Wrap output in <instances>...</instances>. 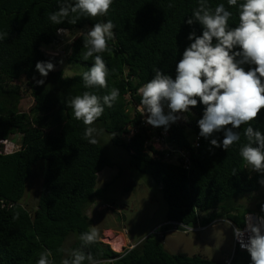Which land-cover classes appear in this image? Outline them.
Here are the masks:
<instances>
[{"label": "trees", "instance_id": "obj_1", "mask_svg": "<svg viewBox=\"0 0 264 264\" xmlns=\"http://www.w3.org/2000/svg\"><path fill=\"white\" fill-rule=\"evenodd\" d=\"M208 3L213 8L224 3L233 13L230 25H238L237 8L229 7L227 0ZM196 7L198 0H113L107 16L80 17L71 24L68 21L76 18L71 14L56 25L49 15L58 11V0H0V34H8L0 39V264H36L44 249L51 250V259L60 264L66 253L58 249H66L72 235L76 240L70 248L81 247L79 235L92 226L87 210L102 195L96 188L98 175L114 164L97 135L94 145L84 138L85 125L66 106L67 99L85 91L103 97L112 88L120 90L117 102L111 108L105 106L94 125L110 134L114 145L127 150L132 167L152 176L167 201L168 221L205 227L225 217L242 227L248 212L264 216V202L256 210L241 203L264 190L257 182L260 176L249 172L239 155L247 142V124L237 129L240 141L227 151H209V141L198 135L203 105L192 109L186 125L174 123L169 138L174 146L190 149L193 136L201 138L200 147L192 154L190 171L166 161L164 153L154 151V157L146 147L152 133L142 124V113L137 110L139 89L153 77L154 67L175 78V65L193 30L184 21ZM107 20L115 24V41H109L111 51L100 54L109 70L108 88H85L82 74L65 76L58 69L61 57L48 55L43 48L61 44L57 28L74 33ZM194 27L199 35L200 26ZM84 51L83 37L79 36L68 46L66 59L86 66L87 71L94 61L83 60ZM49 60L56 64V70L42 77L35 64ZM244 67L247 70L249 66ZM38 80L44 83L38 84ZM27 93L33 101L25 110ZM251 123L264 132V109ZM16 136L21 137L20 149L8 153L7 144ZM217 138L222 139L223 133ZM40 161L47 162V170L38 206L28 210L21 201ZM83 250L101 264H225L201 254L172 255L153 235L123 252L100 240ZM229 264H251L250 256L247 251L235 250Z\"/></svg>", "mask_w": 264, "mask_h": 264}, {"label": "clouds", "instance_id": "obj_2", "mask_svg": "<svg viewBox=\"0 0 264 264\" xmlns=\"http://www.w3.org/2000/svg\"><path fill=\"white\" fill-rule=\"evenodd\" d=\"M58 3V11L49 15V20L56 25L71 14H76L75 19L68 21L71 24L80 17L107 16L113 0H58ZM227 5L237 8L239 23L235 27L229 23L233 13L224 3L213 8L208 0H198V7L184 21L193 30L187 36L190 43L175 65V78L154 67L153 77L139 89L140 111L146 124L167 131L177 121L188 122L192 109L203 105L202 117L197 121L198 135L209 141V151L212 148L227 151L240 141L237 129L247 124L244 129L247 142L240 147L239 155L248 171L260 176L257 182L264 187V132L251 123L264 109V0H243L242 3L227 0ZM197 24L201 28L199 35L194 27ZM114 28L113 21L107 20L94 23L86 31L79 30L85 49L83 60L93 58L94 61L82 73L85 88H108L109 70L100 54L111 51L109 41H115ZM56 31L59 34L65 30L57 28ZM7 35L0 34V39ZM245 65L249 66L247 70ZM35 69L47 77L56 70V64L51 60L37 61ZM119 96L120 90L112 88L103 97L85 91L66 100L74 118L85 125L84 138L90 144L98 142L96 135L102 131L93 126L95 121L103 115L105 106L113 107ZM218 133H223L222 139L217 138ZM236 174L233 169V175ZM246 229L248 239L241 247L248 252L251 264H264V216L252 217ZM99 239L95 227L82 232L81 247L58 249L66 253L60 264H101L83 250ZM52 255L51 250H42L36 264H55Z\"/></svg>", "mask_w": 264, "mask_h": 264}, {"label": "rangeland", "instance_id": "obj_3", "mask_svg": "<svg viewBox=\"0 0 264 264\" xmlns=\"http://www.w3.org/2000/svg\"><path fill=\"white\" fill-rule=\"evenodd\" d=\"M61 35L68 43L59 47L50 46L61 57L58 69L68 77L81 75L86 71V66L71 63L66 59L69 55L68 46L75 39L74 33L63 32ZM46 49L50 50V48ZM24 89L26 91L27 87ZM32 101V97L27 93L23 108L27 110ZM93 126L102 130L97 136L102 141L107 157L114 164L99 173L96 188L102 195L87 210L92 220L91 227H95L99 232V240L111 247L108 241L114 236L119 233L128 235L130 243L127 240V244L120 251L123 252L153 235L172 255L201 254L211 260L229 264L235 252L233 223L222 217L215 225L205 226L206 229L202 231L185 233L182 228L173 230L174 226L168 225L167 201L152 176L132 167L127 150L114 145L112 136L100 125ZM11 144L19 148L21 137H14ZM46 170V161L36 163L33 168L25 196L21 201V205L28 210L36 209L38 206ZM250 198L251 200L244 199L241 203L245 207L256 210L258 204L264 202V190L251 194ZM75 240V236H70L65 243V248L70 249Z\"/></svg>", "mask_w": 264, "mask_h": 264}, {"label": "built area", "instance_id": "obj_4", "mask_svg": "<svg viewBox=\"0 0 264 264\" xmlns=\"http://www.w3.org/2000/svg\"><path fill=\"white\" fill-rule=\"evenodd\" d=\"M63 32L72 33L69 30H65ZM62 33H59V34L61 35ZM78 33H79V31L74 32V38L75 39L80 36ZM61 36H62V42H61V44L57 45L58 47L60 45H64V44L68 43V41H65V37H63V35H61ZM53 49L54 48H50V50H47L46 48H43V50L48 55L58 56L59 53L55 52V50H53ZM50 52H55V53L50 54ZM137 110L139 112H141L140 106L137 107ZM165 111H167V109H165ZM144 121H145V117L143 116L142 117V124L144 126H146L148 129H150V132L152 133V137L146 142V147H147L148 151H150L154 157H157V153H155L154 151L164 153V155H165L164 159L166 161L171 162L173 164L182 165L187 171H190L191 165H192V154L194 152H196L198 150V148L200 147L201 138L197 135H194L192 140H191L190 149L176 147L169 140V138L171 136L172 127L174 124H171L170 127L168 128V130L165 131L164 128H162V127L155 128V127H152V126L146 124ZM178 122L181 124H184V125L187 124V122H185L184 120H180ZM150 147L152 149H150ZM19 149H20V147L17 148L16 145L9 143V144H7L6 151L8 153H12V152L18 151ZM258 216H262V215H259V214L254 213V212H248L244 216V224L242 227H238L237 225L233 224L234 250H239L241 252L246 251L244 248L241 247L242 243L247 242L248 235H249V233L246 229V224L248 223V221L252 217H258ZM218 220L213 221L211 223V225H215L218 222ZM168 225H173L174 226L173 230H175V231H177L178 228H182V229H184L185 233L192 232V231L198 232V231H202V230L206 229L205 227H203L199 223L195 226H188V225H185L181 222L169 221ZM235 229H239V231L235 232Z\"/></svg>", "mask_w": 264, "mask_h": 264}, {"label": "bare ground", "instance_id": "obj_5", "mask_svg": "<svg viewBox=\"0 0 264 264\" xmlns=\"http://www.w3.org/2000/svg\"><path fill=\"white\" fill-rule=\"evenodd\" d=\"M111 245L112 249L116 252H120L123 249V246L127 243L124 236L120 235L118 237H114L108 241Z\"/></svg>", "mask_w": 264, "mask_h": 264}, {"label": "crops", "instance_id": "obj_6", "mask_svg": "<svg viewBox=\"0 0 264 264\" xmlns=\"http://www.w3.org/2000/svg\"><path fill=\"white\" fill-rule=\"evenodd\" d=\"M120 235H122V236H124L125 237V239H126V241L128 240V242L130 243V240H129V237H128V235H126L125 236V234H122V233H119L118 235H116V236H120ZM116 236H114V237H116ZM107 238V237H106ZM108 238H111V237H108ZM127 244V243H126Z\"/></svg>", "mask_w": 264, "mask_h": 264}, {"label": "water", "instance_id": "obj_7", "mask_svg": "<svg viewBox=\"0 0 264 264\" xmlns=\"http://www.w3.org/2000/svg\"><path fill=\"white\" fill-rule=\"evenodd\" d=\"M133 248V247H132ZM232 259H230L229 263L231 262Z\"/></svg>", "mask_w": 264, "mask_h": 264}]
</instances>
